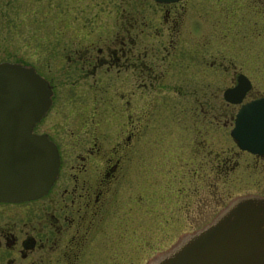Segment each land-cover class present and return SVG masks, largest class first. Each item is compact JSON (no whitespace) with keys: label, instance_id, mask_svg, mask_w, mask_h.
<instances>
[{"label":"flooded vegetation","instance_id":"obj_1","mask_svg":"<svg viewBox=\"0 0 264 264\" xmlns=\"http://www.w3.org/2000/svg\"><path fill=\"white\" fill-rule=\"evenodd\" d=\"M81 2L74 32L56 36L45 62L32 64L51 88L33 131L55 144L58 171L39 197L0 200V264H99L118 184L151 114L166 129L191 115L197 136L215 119L229 121L227 154L211 155L204 139L193 151H203L213 171L227 173L235 155L251 174L264 164V153L231 135L237 112L254 113L264 97V0ZM166 89L175 90L173 101ZM182 89L191 92L187 109ZM244 195L262 194L229 197L213 217Z\"/></svg>","mask_w":264,"mask_h":264},{"label":"rangeland","instance_id":"obj_2","mask_svg":"<svg viewBox=\"0 0 264 264\" xmlns=\"http://www.w3.org/2000/svg\"><path fill=\"white\" fill-rule=\"evenodd\" d=\"M0 1V61L32 65L39 60L45 62L56 36L74 32L75 24L84 17L81 1L89 0ZM137 91L141 93L142 89ZM174 91L166 89V97L172 101ZM190 93V89H182L180 102L184 109L188 108ZM215 106L218 111L225 109L222 104ZM152 117L148 124L145 119L137 142L139 150L118 184L117 207L111 209L99 264H153L182 236L212 220L229 197L248 192L264 195L261 161L251 174L253 168L245 167L247 163L235 155L225 173L217 165L213 171L204 161L203 151L193 152L207 140L214 151L211 155L227 154L233 146L229 121L215 119L208 133L197 136L191 115L181 121L179 129L170 128L173 132L166 129L165 122ZM118 219L123 221L118 223Z\"/></svg>","mask_w":264,"mask_h":264},{"label":"water","instance_id":"obj_3","mask_svg":"<svg viewBox=\"0 0 264 264\" xmlns=\"http://www.w3.org/2000/svg\"><path fill=\"white\" fill-rule=\"evenodd\" d=\"M50 96L48 81L32 65L0 61V200L39 197L56 177L57 148L45 134L33 131ZM254 104L252 114L237 112L231 135L240 147L263 154L264 97ZM153 264H264V196L235 198Z\"/></svg>","mask_w":264,"mask_h":264}]
</instances>
